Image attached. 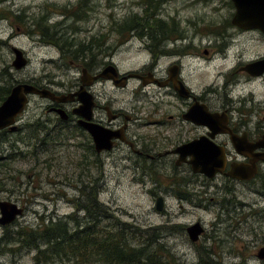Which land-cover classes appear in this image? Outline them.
<instances>
[{"label":"rangeland","instance_id":"374dc122","mask_svg":"<svg viewBox=\"0 0 264 264\" xmlns=\"http://www.w3.org/2000/svg\"><path fill=\"white\" fill-rule=\"evenodd\" d=\"M72 11L83 15L82 18L72 19ZM144 11L150 12L136 0H0V84H66L77 77L76 63L101 68L111 61L120 73L140 70L150 60L145 46L149 38L134 31L121 42L126 35L120 36L117 29L125 19L135 14L141 17ZM233 11L226 0H160L154 15L168 22L170 18L177 19L189 36L193 33L191 24L200 28L203 22L216 35L218 29L223 31L225 27L228 33L232 32L228 23ZM15 14H22V19L16 21ZM64 14L68 16L66 19ZM38 18H44L48 26L45 39L34 24ZM168 33L176 32L170 29ZM101 37L104 40L101 48H108L103 53H96L95 49L88 53L84 49L86 60L73 55L81 43L87 45L90 39ZM219 38L218 35V41ZM212 42V35L193 40L200 46ZM11 46L22 49L28 58L21 69L11 66ZM263 55L261 36L244 34L237 37L223 66L215 62L196 68L189 62L188 79L193 84H221L224 78L230 82L238 78L244 93L250 90L254 97L256 84H264V79L247 81L246 73L238 69L240 65L236 62H248ZM171 59L158 56L157 68ZM216 72L225 74L214 77ZM50 85L52 90L60 89L58 85ZM91 90L100 104L110 103L113 109L114 98L128 108L133 97L130 87L114 90L110 82L103 80ZM47 103L46 99L30 96L15 119L16 128L0 131V164L5 165L0 166V200L22 207V213L11 224L0 225V237L14 238L13 230L33 228L40 216L46 221L51 218L55 221L59 220L57 217L74 213L73 200L79 197L78 185L81 184L88 186L86 192L94 194L98 202L112 209L115 219L140 228L161 229V241L185 264H194L205 256L218 264H263L254 256L264 243V223H259L254 213L258 203L256 194L234 183L236 203L232 207L223 194V181L217 177L213 181L217 185L215 192L210 186L207 193H202L205 188L197 182L193 189L199 192L191 200L179 201L170 195L164 199L163 211H158L147 192L152 188L148 178L145 184L132 181L130 168L114 162V149L102 153L99 170V163H92L95 157L86 152V146L84 148L83 132L71 121L58 123L54 113L45 111ZM96 112L104 118L103 111L97 109ZM45 138V143L41 144ZM239 201L245 205L241 207ZM77 214L79 218L83 216L80 210ZM196 221L202 225L203 232L192 242L185 227ZM131 239L140 241L137 237ZM27 242L12 241L6 245L1 242L0 264H34L37 249L35 245H26Z\"/></svg>","mask_w":264,"mask_h":264},{"label":"flooded vegetation","instance_id":"af4514ba","mask_svg":"<svg viewBox=\"0 0 264 264\" xmlns=\"http://www.w3.org/2000/svg\"><path fill=\"white\" fill-rule=\"evenodd\" d=\"M136 2L150 10L146 13L147 19H144L143 25L147 23L153 26L142 28L138 25L137 29H132L137 35H147L149 38L150 42L145 46L150 53V60L138 71L118 72L114 84L100 78L91 79L104 65L101 68H88L76 63L79 71L75 79L66 84L50 83L58 85L60 89L52 90L48 83L34 84L46 87L55 94H73L70 100L63 102L44 98L48 101L45 111L54 113L58 123L71 121L83 132L84 148L91 147L96 163L101 165L102 153L114 149V162L118 161L123 167L130 168L132 181L145 184V179L148 178L152 188L147 192L154 201L158 197L167 199L170 195L179 201L191 200L199 192L193 189L197 182L205 188L202 193H207L210 186L215 192L217 185L213 181L220 177L224 184L223 194H226L227 204L232 207L236 203L234 183L256 194L258 203L254 213L259 223H264V84H256V96L253 97L250 90L244 93L240 84L242 82L238 78L232 82L224 78L221 84H193L188 79L187 71L189 62L196 68L214 65L215 62L219 63L218 66H223L236 45L237 37L258 33L264 41V33L255 28L243 29L232 24L231 15L228 24L233 28L232 32L228 33L225 27L223 31L218 29L215 35L211 28L209 30L208 24L203 22V27L200 28L191 24L193 33L189 36L186 27L180 26L177 19L174 21L170 18L168 22L154 15L160 0ZM226 2L233 7L230 0ZM170 29H174L176 33L169 34ZM209 35L213 36L212 43L203 46L193 43V40H200L203 36L208 38ZM62 49L60 46L63 53ZM158 56L172 59L157 68ZM261 58L264 55L248 62L237 60L236 65H240L238 69L246 73L247 81L264 79V69L257 75L249 74L243 69L247 63ZM83 69L87 74L82 73ZM128 73L136 76L121 78ZM221 73L225 74L216 72L214 77ZM102 80L110 82L114 90L128 87L132 89L133 97L128 108L123 107L115 98L114 109L110 103L100 104L97 101L91 88ZM81 85L84 91L92 95L93 100L88 122L114 132L109 150L95 151L89 133L78 123L81 116L77 111L81 109L75 92ZM57 108L63 110V117L56 113L54 109ZM97 109L103 111L104 118L96 112ZM7 130L9 129L5 128ZM211 143L221 148L224 163L221 171L209 176L206 172L211 168L210 162H214V153L210 155L205 151L211 147ZM183 145L195 158L193 164L189 163V153L183 155L178 151ZM193 168H196L195 171ZM199 169L205 171H198ZM249 185L252 187H248ZM209 199L212 200L213 197L209 196ZM239 205L242 207L245 203L239 201ZM262 246L264 243L259 247ZM254 256L264 264V259H258L256 252Z\"/></svg>","mask_w":264,"mask_h":264},{"label":"trees","instance_id":"16d2710c","mask_svg":"<svg viewBox=\"0 0 264 264\" xmlns=\"http://www.w3.org/2000/svg\"><path fill=\"white\" fill-rule=\"evenodd\" d=\"M146 13L144 11L143 16L135 15L120 23L117 32L120 36L126 35L121 42L125 41L132 29H137L138 25L142 28L147 25L153 26L147 23L143 25L144 19H147ZM82 16L76 11L70 14L74 20H79ZM13 17L19 21L23 15L15 14ZM64 17L66 19L68 16L64 14ZM34 24L45 39L48 26L44 23V18H38ZM51 41L56 42L54 39ZM103 43V37L90 39L87 45L82 43L78 45L73 55L86 60L84 49L88 53H91L92 49H95L96 53H103L108 49L101 48ZM1 84L0 101L12 86ZM45 140L46 138L41 141V144L45 143ZM86 148V152L92 153L95 157L92 163H96L93 150L90 146ZM85 158H87L86 155ZM0 166L5 165L0 164ZM100 167L99 164V170H101ZM86 188L88 186L78 185L79 197L73 200L76 209L74 213L57 217L59 220L55 221H52V218L46 221L40 216L36 226L28 230L15 229L12 235L14 238L2 236L0 243L6 245L12 241L24 243L27 240L26 245H35L37 249L33 255L34 264H185L179 261L161 241L163 235L161 229L158 227L140 228L115 219L112 209L98 202L94 194L86 192ZM78 210L82 211L81 218L77 214ZM132 237L140 238V241L134 242ZM203 258H199L194 264H218L208 261L206 256Z\"/></svg>","mask_w":264,"mask_h":264},{"label":"water","instance_id":"95a60500","mask_svg":"<svg viewBox=\"0 0 264 264\" xmlns=\"http://www.w3.org/2000/svg\"><path fill=\"white\" fill-rule=\"evenodd\" d=\"M230 1L234 7L231 19L232 24L243 29L255 28L264 33V0ZM10 49L13 55L11 66L15 70L21 69L27 64L28 58L26 54L22 49L15 46H11ZM243 69L252 75L259 74L264 69V58L247 63ZM82 73L87 74L85 69L82 70ZM117 75L118 71L116 66L111 61H109L97 74L93 75L91 79L100 78L103 80H109L112 84H114V82L116 83L115 78ZM132 76H136V74L128 73L121 78L125 79L126 77ZM75 94L80 101L79 108L81 109L79 112L74 110L77 111V113H79L81 116L80 120H78V123L89 133L95 151L99 152L100 150H109L111 148V140L114 138V132L106 127L88 122L91 114V106L93 103L92 95L84 91V87L82 85L78 91L75 92ZM33 95L55 102L70 100L73 96V94H55L54 91L46 87H38L29 82H16L9 88L8 93L0 101V130L5 128L9 130L15 129L16 117L23 111L25 105L28 102V98ZM54 110L61 117L64 116L62 109L57 108ZM230 138L233 140L232 135H230ZM185 147L186 146L183 145L178 149V151L183 155L189 153L191 156L189 163L193 164L195 162V158L192 157L191 151L187 152ZM211 147L205 151L206 154L208 152L210 155L214 153V162H210L211 168H209V170L206 172L209 176L221 171L224 163V157L221 148L212 143ZM195 169L196 168H193L194 171ZM198 171L205 170L199 169ZM154 207L156 210H160L162 208V201L160 198L156 200ZM21 213L22 207L18 206L16 203L0 200V225H8L12 223ZM185 232L188 236V239L193 242L196 241L198 236L203 232V227L199 221H196L187 225L185 227ZM256 256L257 258L264 259V246L259 247L256 250Z\"/></svg>","mask_w":264,"mask_h":264},{"label":"bare ground","instance_id":"6f19581e","mask_svg":"<svg viewBox=\"0 0 264 264\" xmlns=\"http://www.w3.org/2000/svg\"><path fill=\"white\" fill-rule=\"evenodd\" d=\"M158 198H160L161 201H162V208H161L160 210H158V211H162V209L164 208V200L162 199V197H158ZM158 198H157V199H158ZM157 199H156V200H157ZM156 200H155V202H156Z\"/></svg>","mask_w":264,"mask_h":264}]
</instances>
